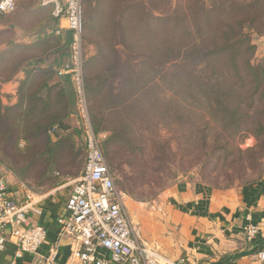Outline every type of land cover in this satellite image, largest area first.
<instances>
[{
    "label": "rangeland",
    "instance_id": "obj_1",
    "mask_svg": "<svg viewBox=\"0 0 264 264\" xmlns=\"http://www.w3.org/2000/svg\"><path fill=\"white\" fill-rule=\"evenodd\" d=\"M217 1L83 0L82 31L84 25L95 27L92 33L100 38L102 45H109L103 37L114 38L115 35L123 48L119 46L120 59L116 58L111 66L123 65L136 74L134 84L109 79L103 96L96 80L102 72L98 63L85 64L92 121L96 120L99 129L106 133L101 140V149L125 209L133 200L153 210L164 191L186 181H196L215 189H234L257 182L264 176L263 150L243 157L236 152L253 148L254 138L234 135L233 130L222 131L220 126L213 124L201 102L194 100L199 99L196 83L212 81H202L194 75L197 63L172 65L174 88L165 86L160 80L164 67L173 64L170 62L174 60V54L166 55L169 48L170 53L176 51L172 43H177L187 29L194 30L195 24L190 22H196V17L204 14L203 9H214ZM218 16L226 15L215 17ZM34 20L38 25L40 19L35 17ZM14 22L12 14L1 17L0 29H7L12 35ZM187 24L189 27H184ZM123 33H127L128 39L122 38ZM245 35L255 48L251 62L258 64L264 60V27L246 31ZM14 53L18 51L10 48L0 57V78L13 72L8 66L13 65ZM206 68L202 66L201 72ZM188 71L192 78L185 74ZM183 79L195 85L190 91L194 99L188 104L181 101L186 90L183 92L184 88L177 83H182ZM111 93L124 96L123 106L111 102ZM179 102L185 111H181ZM39 120L29 114L18 119L16 126L19 130L32 131ZM218 133L222 136L217 139ZM203 138L206 139L205 148L201 147ZM53 141L50 139L49 143H57ZM8 143V149L4 151L3 140H0V178L9 186L20 183L37 195L59 187V193L69 192L83 170L84 144L82 138L71 131L58 151L42 156L40 153L45 148L41 139H30L27 146L20 142L17 151L11 149L12 142ZM224 145L230 148L226 150ZM23 149L28 150L20 152ZM32 152L34 154L30 156Z\"/></svg>",
    "mask_w": 264,
    "mask_h": 264
},
{
    "label": "crops",
    "instance_id": "obj_2",
    "mask_svg": "<svg viewBox=\"0 0 264 264\" xmlns=\"http://www.w3.org/2000/svg\"><path fill=\"white\" fill-rule=\"evenodd\" d=\"M51 10V7L41 9L39 0H17L12 13L15 18L12 35L7 29H0V57L10 48L18 51L14 53L18 59L14 74L0 82L2 106L24 109L28 100L45 101L47 96H57L55 94L65 88L57 71L67 63V58H60L69 34L66 22L54 19L55 30L38 32L49 18H53ZM35 17L40 19L38 25L34 23ZM94 28L84 25L86 65L97 62L99 66L103 62L99 56L103 51L100 38L92 33ZM38 49L42 53H38ZM28 95L36 98L31 99ZM10 188L21 203L27 202L28 198L34 203V209L28 215L29 224L46 230L47 237L40 256L47 255L48 249L57 245L58 255L54 264H76L70 259L71 239L58 236V217L70 191L59 193V187L37 195L20 183ZM126 209L140 241L172 262L264 264L257 257L264 251V176L257 182L234 189H215L196 181H186L164 191L153 210L133 200L127 203ZM248 218L259 229L258 236L249 244L242 236ZM15 250L14 245L8 244L0 253V264H13ZM15 264H39V258L24 254Z\"/></svg>",
    "mask_w": 264,
    "mask_h": 264
},
{
    "label": "trees",
    "instance_id": "obj_3",
    "mask_svg": "<svg viewBox=\"0 0 264 264\" xmlns=\"http://www.w3.org/2000/svg\"><path fill=\"white\" fill-rule=\"evenodd\" d=\"M203 12L204 14L196 17V22L194 20L190 22L191 25L195 24L194 30L187 29L177 43H172L175 44L176 51L170 53L172 51L169 48L170 51L166 52V55L174 54L175 57L170 62L173 64H167L162 70L164 73H160V80L165 86L174 88L172 86V74L174 73L172 65L177 66L182 62L197 63L193 71L194 75L202 81H212L210 83H196L198 88L196 96L198 95L199 99H194L190 95L191 88L195 86L194 83L185 79L182 83L177 82L184 88L183 92L186 90L181 101L188 104L193 99L199 100L198 102H201L210 119L213 120V124L220 126L222 131L233 130L234 135L252 136L256 141L254 147L246 151L236 150V152L241 157L247 154L256 155L259 151H264V60L258 64L251 62L255 48L250 45L245 32L249 30L258 31L264 27V0H243L241 2L237 0H218L214 9H210V11L203 9ZM218 14H225L226 16L223 18L215 17ZM54 19L56 20L54 17L49 18L43 29L38 30V32L46 29L55 30ZM184 27L189 26L187 24ZM68 33L66 43L63 46V53L60 55L61 59L67 58V63L70 57L71 43V33L69 31ZM122 36L123 39H128L127 33H123ZM103 38L109 42V45H102L101 42L100 47L103 52H100L99 56H102L103 62L99 65V70L102 72L96 80L99 83L98 89L104 96L106 94L104 91L105 84L109 79L119 80V82L122 80L121 83L123 84H126V82L134 84L136 74L123 65L115 68L111 66L116 58L120 59L122 51L119 46L123 48V45H119L115 35L114 38L111 36ZM170 43L171 41L168 44ZM116 46L119 48H115ZM38 53L42 52H39L38 49ZM17 60L16 57H13V65L8 66L13 72L7 77L6 74L2 75L0 82L9 79L14 74L15 66L18 64ZM60 64L58 63V65ZM85 64L84 81L91 124L95 133H104L99 129V123L96 120L95 122L92 121L88 86L85 80ZM183 65L186 66V64ZM202 66L207 67L208 70L205 69L201 72L200 68ZM185 74L192 78L189 71ZM59 77L66 86L62 92L55 94L57 96H47V100L41 101L34 99L36 96L28 95L29 98L34 100L26 101L27 104L24 109L5 107L0 103V140H3L1 147L4 151L8 149V142H12L13 147L11 149L17 151V145L20 142L25 143L27 146L30 139H41L45 148L40 153L42 156L45 153L50 154L53 151H58L63 145L62 141L69 137L70 131L82 138L79 120L76 117V96L70 77L68 75ZM203 84L206 85L203 87ZM110 95V98L113 99L111 102L123 106L125 101L123 95H112V93ZM179 106H181V103ZM180 108L181 111L186 109L182 106ZM29 114L41 119L34 123L36 129L32 131L19 130L16 126L17 120L25 118ZM70 117L73 119H70ZM72 123H74V127ZM221 136L222 134L218 133L216 138L218 139ZM50 139L57 141V143L51 145L49 143ZM205 146L206 139L203 138L201 147L205 148ZM224 146L226 150L228 147L230 148L229 145ZM28 149H23L20 152L25 153ZM33 154L34 152L30 156H33ZM241 162L245 164L244 159Z\"/></svg>",
    "mask_w": 264,
    "mask_h": 264
},
{
    "label": "built area",
    "instance_id": "obj_4",
    "mask_svg": "<svg viewBox=\"0 0 264 264\" xmlns=\"http://www.w3.org/2000/svg\"><path fill=\"white\" fill-rule=\"evenodd\" d=\"M83 0H39V7H51V14L66 22L71 33L68 63L58 76L68 75L76 96V117L85 148L84 167L71 187L64 209L58 217L59 238L71 239L70 259L76 264H178L143 244L114 186V179L101 149L106 133H95L89 115L84 81L86 60L82 31ZM17 0H0V17L12 14ZM43 198V197H41ZM34 209L30 198L18 201L10 186L0 178V253L8 244L15 247L14 262L24 254L39 258V264H54L57 245L47 255L40 251L47 237L39 225H30L28 215ZM259 229L250 218L242 229L246 243H252ZM106 256V257H105ZM264 261V251L257 254Z\"/></svg>",
    "mask_w": 264,
    "mask_h": 264
}]
</instances>
